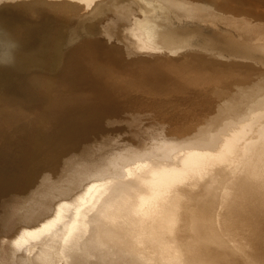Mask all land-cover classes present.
I'll list each match as a JSON object with an SVG mask.
<instances>
[{"label":"bare ground","instance_id":"obj_1","mask_svg":"<svg viewBox=\"0 0 264 264\" xmlns=\"http://www.w3.org/2000/svg\"><path fill=\"white\" fill-rule=\"evenodd\" d=\"M37 1L0 5V26L27 31L15 66H0V166L5 165L0 167L4 185L0 190V264L43 263L39 261L43 251L36 246L42 243L45 247V242L26 236L36 221L30 225L14 221L5 228V207L26 205L29 199L22 195L41 179H57L63 158L82 148L98 156L101 150L111 148L113 152H106L105 160L112 165L90 167L84 183L73 190L84 189L76 201L66 205L65 222L59 231L63 233L62 243L57 248L61 263L264 264V0H129L120 7L112 6L123 12L115 18L108 13L97 31L72 28V33L69 26L79 16L88 20L94 13L106 14L116 0H91L89 6L63 12L52 10L62 0ZM91 9L97 12L91 11L88 17ZM123 13L127 21L120 22ZM107 20L110 22L105 23ZM64 31L62 43L57 36ZM80 39H84L82 49H94L87 56H99L94 64L98 79L94 73L93 78L87 73V79H74L88 70L80 69L87 53L84 49L74 54L72 62L70 56L66 58L70 45ZM192 56L205 59L203 63L211 69H231L247 75L236 79L230 95L208 116L206 124L212 122L214 127L205 125L212 131L207 136H198L201 132L204 135L206 128L193 121L188 131L195 133L186 132L180 142L167 138L154 157L148 152L140 154L139 146L133 147L143 145L139 141L135 144V139H143V135L132 138L136 127L133 120L123 116L133 119L135 112H141L138 119L143 120L145 101L149 109L155 108L158 99L163 100L161 105L176 103L188 88L186 82L173 81L162 89L159 84L167 80L163 73L146 71L133 82L115 84L110 89L105 107L128 111L118 114L120 119L109 120L110 114L102 109L81 112L55 126L52 124L64 111L56 112L51 118L54 121L42 117L48 113L42 108L46 107L44 102L66 90L64 84L71 91L90 89L97 81L113 79L124 63L154 59L160 64L171 63ZM70 63L72 80L62 83L54 78ZM86 80L88 84L82 85ZM236 97L242 98L241 106L235 105ZM137 98L139 106H135ZM121 99L129 103L123 107L113 104ZM151 99H155L153 104L148 103ZM16 106L22 112H13ZM230 107L234 114L226 120L223 115L232 112ZM127 108L136 111L130 113ZM109 129L111 132L106 133ZM106 134L113 136L106 139ZM5 156L9 162L3 164ZM75 159L79 157L65 160L64 165L68 163V168L72 164L73 168L79 161ZM75 167L79 169L80 165ZM56 205L53 210L59 212L61 207ZM52 258L55 264H61Z\"/></svg>","mask_w":264,"mask_h":264},{"label":"rangeland","instance_id":"obj_2","mask_svg":"<svg viewBox=\"0 0 264 264\" xmlns=\"http://www.w3.org/2000/svg\"><path fill=\"white\" fill-rule=\"evenodd\" d=\"M28 1H33V0H28ZM45 1L46 0H38L37 3H43ZM90 1L91 0H62V3H59V4L55 3L52 10L53 11L55 10L58 12H63L65 10L71 9V10L76 11L78 9V7H82L84 5H86V6L91 5L92 3H89ZM96 1H102L103 3L106 2V0H95L94 2H96ZM130 1L129 0L113 1V2H115V4L111 5V7L108 6L109 9L106 11L107 13L103 14V15L95 14L94 12H97V11H94L91 9L89 12H87L88 17H91L93 13L95 14V15L93 14V16L90 18L91 20L90 19L85 20L82 15L79 16V18H80L79 20L82 22L80 23V21L78 19H76V21L71 26H69L70 32L72 33V31H73V30L71 31L72 28L73 29L79 28L80 31H86V30L87 31H97L99 29V26L102 23H104V21L106 19H108V13L111 16L114 15V18H115L116 14H118L122 11L120 9H114L113 7L123 5L124 3L130 2ZM102 12H104V11H102ZM96 15H97V17H96ZM37 16H38L37 18L40 19V17H41L40 13ZM125 16H126V14L123 13V17L120 18L121 19L120 22L121 21H123V22L127 21V20H125V19H127V17H125ZM102 19H103V21H102ZM77 21H79V22L77 23ZM85 22H86V24H85ZM109 22H110V20H107L105 23H109ZM117 22L118 23H116V24L120 23L119 21H117ZM75 23H77V24H75ZM7 29L9 31H11L15 35V37L20 41L25 39V37H26L25 35H27V31L20 29L19 27L17 28V27L12 26V27H8ZM102 31H105V30L103 29ZM65 37H66V31H64V34H60L57 36V38L59 40H61L62 43L65 42ZM196 37H197L196 35L191 36L192 39L196 38ZM210 37L212 38L213 36L211 35ZM81 40H84V39L77 40L72 45H70L69 48H71V49H70L69 53L66 55V58L70 56L71 62H72L74 60V58L76 57V56L74 57V54L76 52H79V51L84 49L85 52H87V53L85 55H83V57H82V59H83L82 65H84V66L80 69H84L87 67L88 70H87V72L80 73L79 76L74 78V79H80V80L85 79L86 78L85 74H87V73L91 74V77L94 73L95 77L97 78L96 70H95L96 67H94V64L95 65L97 64V60L99 59V56H96V57L95 56L91 57L89 55L87 56L88 52L92 49H88L87 46L82 49L81 46L84 43ZM79 41H81V42H79ZM242 45L249 47L247 44H242ZM72 47H74V48H72ZM92 51H94V49ZM180 59H181V61H179V62H177L179 60V59H177L176 61L171 62V63L159 60L158 62H165V63H161V64L155 62V61H157L155 59L152 61H148L147 63L146 62L137 63V62H142V61H131L130 63H124L121 67L117 68L118 73H120V74L116 73L117 75L113 79L97 81L96 86H94V87L92 86L90 89H85V88L79 89V88H77V90L71 91L69 89V87H65L66 84H64L63 86H64V88H67L66 90L59 91L55 96H53V97L51 96L52 97L51 99H48L47 101L44 102V104H46V107H42V108L44 110L48 109L46 111L48 113L46 115L43 114L42 117L46 118L45 120H51V118L54 117V114L56 112L64 111V115L60 118V120H58V122L52 124L55 126L61 122H68V121L72 120L74 117H78V115L81 112H84V111L91 112V111H96L97 109H102V110L107 111L110 114V115H107L109 120H111V118L112 119H114V118L120 119L121 116H118V114H124V113H127L128 111L125 112V110H120V109L112 110L110 108L105 107L106 104L109 103L108 101H105V100L108 98V93H109L110 89L113 87V85L133 82L135 80V78L140 77L144 73V71L151 72L153 75L158 74V73H163L164 78L167 80H163L159 84V87L162 89L170 87L171 82H173V81L186 82L188 88L184 94L183 99L181 101H178V102L172 103V104H169V102H167L165 105H161L163 103V100L158 99L157 105L153 109H149L148 106L146 105V101H145L143 111L139 110V111L143 112L142 113L143 120H139L141 117V115H139V114L141 112H135L136 115L133 114L134 115L133 119H132V116L131 117H128L125 115L123 116V117L129 118V120H133L132 123L136 127V131H134V130L132 131L134 133L132 138H134L135 136L139 137V136L143 135V139H141L139 137L140 139L136 138L137 139L136 140L134 138L135 144L137 143V141H139L140 143L142 142L143 145L141 144L142 145L141 146L140 144H138V145L132 144L133 147L139 146L138 150L140 151V154H144V152H148L149 155L153 154L152 157H154L155 155H157V153L160 150H162V148H160V149H158V148L160 146H162V142L164 140H166L167 138H173L174 140H179V142H180L183 137L187 136L185 133L189 132L188 129L192 127L190 124H192V125L195 124V122H193V121H198V123L199 122L203 123V128L205 127V125L208 127H214L212 122H210V124H206V123H208L207 121H209L208 116H211L212 113L214 112V110L215 109L217 110L218 106L230 95L228 93V91L231 89L232 85L235 84L236 79L241 77V76H243L244 78L247 77V75L244 76L240 72L232 71L231 69H227V70L224 68H222L220 70L219 69H211L205 63H203V62H206V60L203 59L202 57L201 58L197 57V56H192L190 58L180 57ZM183 61H184V63H182ZM70 68H71V63L68 67L63 66L62 70L59 71V76L56 75L54 78H57V80L60 79V81L62 83L69 82V80H72L71 75H73V74H70ZM222 72H224V73H222ZM87 82L88 81L86 80V81H82L81 83H82V85L83 84L86 85V84H88ZM45 91H46V93H49L48 90H45ZM22 93H23V96L26 95L23 90H22ZM51 94H52V92H51ZM82 94H86V95H82ZM136 94H137V96L140 95V91H137ZM252 95H254V93ZM214 97H216V98H214ZM212 100L214 102L212 104V106L206 108V106ZM125 102L129 103V101H126V99H121L118 102H115L113 104H116L117 106L123 107V106H125L124 105ZM154 102H155V99H151L150 101H148V103H152V104ZM196 104H200V106L195 108V109H192V107H194ZM236 104L238 106H241L243 104L242 98L239 99L236 97L235 105ZM130 105H133V102H131ZM135 106H139V98H137V103ZM14 109L15 110L13 112H17V111L22 112L21 111L22 108H20L18 106H16ZM198 109H199V111H198ZM230 109L232 111L231 107H230ZM126 110H129L130 113H133V111H136V110H133V108H131V109L127 108ZM233 112H234V110L231 113L224 114L223 117L224 118L227 117V119L226 118L225 119L228 120V118H231V115L234 114ZM95 113H97V112H95ZM95 113H92V115H95ZM2 114L3 113H1L0 115H2ZM226 115H228V116H226ZM38 117L40 119L41 116H38ZM132 123L129 125L128 133H131L130 128L133 127ZM178 124H182V125L178 126ZM211 125H213V126H211ZM47 126L48 125H46V127ZM205 128H206V130L204 129L205 134L203 135V132H201V134L198 135L199 137H203L206 134L208 135V134L212 133V131H209L207 129V127H205ZM168 130H170V131H168ZM110 132H111V129L107 130L106 133H110ZM193 133H195V132H189L190 135ZM111 136H113V134H106L104 137L110 138ZM96 138L98 141H100V140L102 141V139H103L102 137H96ZM96 138H94L93 140H95ZM99 138H100V140H99ZM146 138H148V140ZM143 146H145V147H143ZM168 150H170V149H167L166 151H163V152L167 153ZM84 151H85V149L82 148L79 151L73 152L71 155L66 157V159L63 158V161H62L63 164L61 162L59 165V169L57 170V176H56L57 179H55V177H54L53 178L54 181H48L47 180L46 182L41 179V180H39L40 183H39V181H37L36 182L37 185H34V188L32 187L33 189H30V191L27 192L29 195L23 194L22 197L29 199V202H27L29 205L26 203V205H23V206L18 205L16 208V207H13L12 205L9 204L11 207L9 205L5 207L6 211H7L6 212L5 228H6V226L8 228L9 223L10 222L12 223L14 221L19 222V223H23V224H24V222H29V225H30V223H34L33 221H36L34 224H42L38 227L34 224H31L32 226H29V229H33L32 230L33 232L31 231L30 234L26 235L29 237H31V235L35 236V237H40V241L43 240V242H45L44 243L45 247H43L42 243L36 246V249H39V248L41 249L40 252L43 251L42 253L44 254V256H43L44 259L42 257L40 258L41 260L39 259V261L43 262L42 264H44V263H48V264L54 263L55 264V262L52 261L53 260L52 257H54V260H56V261L58 260V263H61V257L60 256H62V255H60L61 254L60 250H58L57 248L62 243L63 233L59 234V231L61 230L62 225L65 222V214H64L66 212L65 209L68 206L67 205L68 201H70V202L72 200L76 201L80 197V195L82 193L81 191H84L83 188L82 189L80 188L81 190L78 189L76 192H73V190L79 184L82 185L84 183V180L87 177L88 172H90V170L92 171V169L90 167H92V166L97 167L98 165L100 166L101 164L112 165L111 164L112 162L108 163L109 161L105 160L107 157V154L109 152L110 153L113 152L111 148H108V149L103 150V151L101 150L100 152H98L100 156L96 155V153H94V152H84ZM106 152H108V153H106ZM7 154L9 155V157L10 156L12 157L11 152H7ZM74 156L79 157V159H77V160L75 159L76 161L79 160L78 161L79 164L76 163L75 165H80L79 169H81V171L79 169H77L78 167H75V165L72 168L71 167L72 164H70V163H69L70 166L68 167L69 169L66 167V165H68V163L64 165L65 160L72 161ZM3 158H2L3 161H1V163L6 164V162H9V160L6 156H5V158H7V160H4L5 158L4 159ZM74 161L71 163H75ZM115 163L116 162L114 161L113 164H115ZM1 166H5V165H1ZM61 171H63V172H61ZM210 175L208 177H210ZM51 179L52 178H50V180ZM206 180H207V178L203 179V181L198 183L196 188L199 189L203 185V182H205ZM0 183H1L0 184V190H1L2 189L1 187H3L4 185L2 182H0ZM9 186L13 187V185H9ZM6 188L10 189L9 187H6ZM33 190H35V191H33ZM13 192H14V189H13ZM52 193H53V195H52ZM54 198H56V199H54ZM55 203H58V205L61 207V209H59V212H57V208L55 210H53V204H55ZM58 205H56V206H58ZM50 208H52L53 211H51ZM9 210H10V212H9ZM34 211H35V213H34ZM56 216H57V218H56ZM35 228H37V229H35ZM64 230H65V227H64ZM55 235H57V236H55ZM5 237H7V236H5ZM28 241H29V238H28ZM9 248H7L6 253H7V251H9ZM13 249H16V247L12 248V250ZM54 251L56 252V254ZM51 252H53L52 253L53 255L51 254ZM57 254H59V255L57 256ZM47 256H48V258H47ZM50 260L52 262H50V263L47 262ZM15 264H18V263L15 262ZM61 264H63V263H61Z\"/></svg>","mask_w":264,"mask_h":264},{"label":"clouds","instance_id":"obj_3","mask_svg":"<svg viewBox=\"0 0 264 264\" xmlns=\"http://www.w3.org/2000/svg\"><path fill=\"white\" fill-rule=\"evenodd\" d=\"M19 2L20 0H0V5ZM21 47V41L7 28L0 26V66L14 67Z\"/></svg>","mask_w":264,"mask_h":264}]
</instances>
